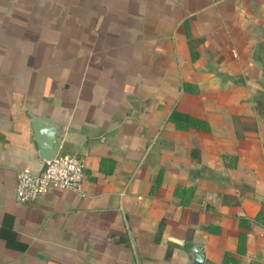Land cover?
Segmentation results:
<instances>
[{
    "label": "crops",
    "instance_id": "0c3cea01",
    "mask_svg": "<svg viewBox=\"0 0 264 264\" xmlns=\"http://www.w3.org/2000/svg\"><path fill=\"white\" fill-rule=\"evenodd\" d=\"M0 264H264V0H0Z\"/></svg>",
    "mask_w": 264,
    "mask_h": 264
},
{
    "label": "built area",
    "instance_id": "2783aa9c",
    "mask_svg": "<svg viewBox=\"0 0 264 264\" xmlns=\"http://www.w3.org/2000/svg\"><path fill=\"white\" fill-rule=\"evenodd\" d=\"M83 167L78 156L57 153L43 160L37 173L19 171L15 175L14 198L19 203H29L49 188L78 190Z\"/></svg>",
    "mask_w": 264,
    "mask_h": 264
},
{
    "label": "water",
    "instance_id": "95a60500",
    "mask_svg": "<svg viewBox=\"0 0 264 264\" xmlns=\"http://www.w3.org/2000/svg\"><path fill=\"white\" fill-rule=\"evenodd\" d=\"M29 117L40 160L51 159L57 154L60 147L58 128L47 118L38 115H30Z\"/></svg>",
    "mask_w": 264,
    "mask_h": 264
},
{
    "label": "trees",
    "instance_id": "16d2710c",
    "mask_svg": "<svg viewBox=\"0 0 264 264\" xmlns=\"http://www.w3.org/2000/svg\"><path fill=\"white\" fill-rule=\"evenodd\" d=\"M178 119H185V120H187V121H191V123H195L194 121L195 120H193V119H191L190 117H187V116H180V117H178Z\"/></svg>",
    "mask_w": 264,
    "mask_h": 264
}]
</instances>
